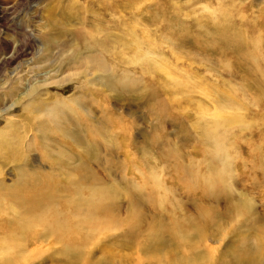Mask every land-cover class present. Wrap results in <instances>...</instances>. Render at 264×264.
<instances>
[{
    "label": "rangeland",
    "instance_id": "374dc122",
    "mask_svg": "<svg viewBox=\"0 0 264 264\" xmlns=\"http://www.w3.org/2000/svg\"><path fill=\"white\" fill-rule=\"evenodd\" d=\"M0 128V198L35 184L88 241L47 216L19 264H264V0H0Z\"/></svg>",
    "mask_w": 264,
    "mask_h": 264
},
{
    "label": "bare ground",
    "instance_id": "6f19581e",
    "mask_svg": "<svg viewBox=\"0 0 264 264\" xmlns=\"http://www.w3.org/2000/svg\"><path fill=\"white\" fill-rule=\"evenodd\" d=\"M48 37H49L48 42H47V44H48L47 48L48 49H45V50H46V52L49 53L51 49H53L54 47H58L61 43H60V39L56 35L51 36L49 34ZM135 42L138 43L137 40H135ZM138 46H139V44H138ZM146 50L151 52L152 47H150L148 45L146 47ZM60 54H61V52H60ZM140 56H141V54H140ZM86 57H87V60H82L81 62H79L78 60L82 59V57L73 55V57L70 59L69 63H71L73 61V62L77 63V65H74L73 67H71V69L75 70V72L72 73L71 75L81 79L82 76L89 75L88 71L82 70L83 67H86V68L92 67L94 70L101 68V66H102L101 64H103V59H101L102 57H100V54H91V55H88ZM103 58H104V56H103ZM150 60H152V59L150 58ZM156 65L161 66V63H157ZM41 87L42 86H39V88L36 89L33 86V88L28 89L25 92V97L26 96L28 97L34 93L39 92ZM40 93L42 94V92H40ZM41 94H39L38 97ZM22 98L23 97H21V99ZM73 99H74L73 101L75 102V99H77V97H73ZM34 100H36V99H34ZM42 100L43 99H41V101ZM63 100H64L63 97H58V96L54 99V101H56L57 104H61L63 102ZM48 103H49V101H48ZM41 105H42V103H41ZM34 106H36L38 108L36 103H33L31 105V107H34ZM43 106H44V104H43ZM218 119L219 118H217L216 120H218ZM216 120L213 122L214 128L215 127H221L220 123H223V122H235L238 120V118L236 116L229 117L226 119L222 118V119H219L220 123ZM55 126H58V125L56 124ZM55 126H53L52 128H48V130L53 129ZM0 130H2V129L0 128ZM1 135H2V132L0 131V136ZM62 152L63 151L61 150L60 153H62ZM21 156H22L21 159L24 158V160L26 161L27 156L24 153L21 154ZM25 175L26 174H23V176H21L22 177L21 180H23L25 177H27ZM37 188H38V186L33 184L32 186H29L25 189V193L28 195V198L27 199L22 198L21 201H19L17 203V205L20 207L14 205V203H15L14 199L13 200H7V202H6V199L0 198V212H2V211L5 212L9 208L13 211H22L23 212V216H22L23 221L20 222L16 233L14 234V232H13L12 235H9L8 237L0 238V263L1 264H19V262H21V260L24 261L26 259V255L28 254L26 252V250L28 249L29 245H31L32 243L36 244L40 239H42V237L41 236H35L34 238L30 239L29 243H24V237L23 236L28 232L32 233L33 229L35 228V226H37L38 222H40L42 224L45 223L47 216H48V220L44 224V228L46 230H48V232L46 233V235L44 236L43 239H45V237L47 238V236L50 237V232L55 235L57 240H64L65 239L67 242L72 243L73 246L76 248V254H77L76 257L81 255V252L79 250V248H80L79 245L83 244V243L86 244V242H88L86 239H83V238L78 239V236L76 235L77 232L75 231L78 228V227H76V224L82 223L83 220L78 219V221H76L73 218L66 219L64 216H57L55 214L54 210L58 204L54 201L52 202V200L54 199L53 195L47 196L46 194H44V190H38ZM3 189H5V188L3 187ZM90 192H93V193L91 194V196L88 198V200L86 202L88 203V206L90 208L95 209V206L100 204V199L103 198L104 196H102V194L96 190H92ZM2 202H4V203L2 204ZM108 226H110V225H107V227ZM176 227H177V224H176L175 228ZM175 228H174V230H175ZM176 230H179L181 232V234L183 235V238H185L187 241H190V239L192 238L191 237L192 235L195 236V234H194L195 232L193 230L189 229V227L183 226V224L179 225ZM92 235H93V233H92ZM85 238H89V236H85ZM73 240L79 241L78 242L79 244L74 243ZM262 240L263 241H260L262 243L261 244L259 243V245L264 247V231H263ZM193 244L195 246L197 243L194 242ZM195 248L198 249L197 246H195ZM203 260H204V258L201 260L195 259L193 264H198V263L202 264ZM159 261H160V259H159ZM168 264H173V263L171 261H169Z\"/></svg>",
    "mask_w": 264,
    "mask_h": 264
}]
</instances>
